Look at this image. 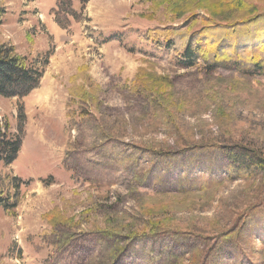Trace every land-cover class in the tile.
<instances>
[{
    "label": "rangeland",
    "instance_id": "rangeland-1",
    "mask_svg": "<svg viewBox=\"0 0 264 264\" xmlns=\"http://www.w3.org/2000/svg\"><path fill=\"white\" fill-rule=\"evenodd\" d=\"M60 1L0 0V45L44 63L29 95L0 96L22 139L0 162L20 179L0 264H264V75L178 66L145 39L158 0ZM224 1L223 22L251 8Z\"/></svg>",
    "mask_w": 264,
    "mask_h": 264
},
{
    "label": "trees",
    "instance_id": "trees-1",
    "mask_svg": "<svg viewBox=\"0 0 264 264\" xmlns=\"http://www.w3.org/2000/svg\"><path fill=\"white\" fill-rule=\"evenodd\" d=\"M88 1L79 0L81 6ZM61 2L62 0L59 4ZM158 3L163 5L160 8L167 23L162 24V28L148 30L145 39L155 47L163 48L159 50L173 52L178 66L185 69L200 66L209 71L214 66L231 64L240 73L260 72L264 75V30L263 26L260 27L264 20V10L256 9L248 0H241V3L249 4L250 11L230 22H226L230 18L226 16L227 20L223 22L217 16L228 8L224 0H158ZM199 10H205V13ZM3 17L4 11L0 9V25ZM177 20L186 23L185 28L194 23L200 27L189 33H182L179 26L172 24ZM248 43L247 48H244ZM161 44L163 47H160ZM239 52L244 56H238ZM43 64L39 66L29 62L24 56L17 54L13 46L0 45V96L23 98L29 95L39 86ZM23 120L21 115L17 126L19 132L23 130ZM21 143L20 134L13 137L8 132L7 124L0 123V162L12 164L17 158ZM232 155L235 156L231 152L227 153L229 162L233 165L240 161L249 162L252 158L247 152L237 153L239 160L236 156L232 159ZM252 165L262 167L260 162ZM7 179L8 176L0 181V207L5 210L15 208L20 200V179Z\"/></svg>",
    "mask_w": 264,
    "mask_h": 264
}]
</instances>
